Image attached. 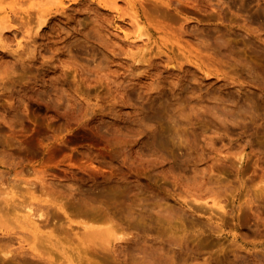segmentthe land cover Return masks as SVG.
<instances>
[{"label": "rangeland", "instance_id": "1", "mask_svg": "<svg viewBox=\"0 0 264 264\" xmlns=\"http://www.w3.org/2000/svg\"><path fill=\"white\" fill-rule=\"evenodd\" d=\"M0 20V264H264V0Z\"/></svg>", "mask_w": 264, "mask_h": 264}, {"label": "bare ground", "instance_id": "2", "mask_svg": "<svg viewBox=\"0 0 264 264\" xmlns=\"http://www.w3.org/2000/svg\"><path fill=\"white\" fill-rule=\"evenodd\" d=\"M44 12V11H43ZM47 20V19H46ZM5 21V20H4ZM43 21V19L41 20ZM40 21V22H41ZM45 23L42 22V24H40V27L43 26ZM6 27L8 28L7 24H6ZM4 26V22L2 20H0V34L1 32L4 30L5 31V28ZM137 34H138V37L141 38L143 37L144 35L142 33H140V30L137 31ZM17 207V206H16ZM4 208V206H3ZM3 210V209H1ZM5 211V210H3ZM32 209L29 208V217L31 216H34V214L31 212ZM13 213H16V209L15 207H9L7 210H6V214H13ZM37 215V214H36ZM41 215V214H40ZM4 216V215H3ZM12 217L14 216H11V215H7L5 219H8L7 221H11L10 219H12ZM35 219V218H34ZM93 219V218H92ZM95 221V219H94ZM97 221V220H96ZM101 221V220H100ZM99 221V222H100ZM13 223V221H11ZM97 223V222H96ZM27 228H29L27 226ZM82 228V227H81ZM82 230L81 232V237L80 238H83V240H88V239H95V240H98V241H102V242H109V240L115 235L116 231L114 229L113 226L109 225L108 226H102V225H97V224H90V223H84L83 225V229H80ZM80 230L78 232H80ZM80 234V233H79ZM117 236V235H115ZM118 237H121L118 235ZM117 238V237H115ZM82 241V240H81ZM84 242V241H82ZM79 244V242H78ZM80 247V246H79Z\"/></svg>", "mask_w": 264, "mask_h": 264}]
</instances>
